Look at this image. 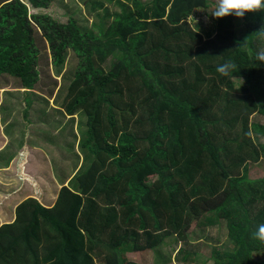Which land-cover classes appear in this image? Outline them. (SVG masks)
<instances>
[{
    "label": "trees",
    "instance_id": "1",
    "mask_svg": "<svg viewBox=\"0 0 264 264\" xmlns=\"http://www.w3.org/2000/svg\"><path fill=\"white\" fill-rule=\"evenodd\" d=\"M85 1L90 28L29 13L53 0L0 2L1 95L23 120L65 119L62 157L75 169L51 209L29 202L0 227V264H136L131 254L165 263L159 249L171 241L179 264H264L252 238L264 223V174L248 177L264 162L251 122L264 119V10L210 15L204 29L190 18L216 2ZM36 32L55 78L68 55L75 62L46 96ZM224 63L234 65L228 76L217 72ZM191 226L222 232L223 245L204 256Z\"/></svg>",
    "mask_w": 264,
    "mask_h": 264
},
{
    "label": "crops",
    "instance_id": "2",
    "mask_svg": "<svg viewBox=\"0 0 264 264\" xmlns=\"http://www.w3.org/2000/svg\"><path fill=\"white\" fill-rule=\"evenodd\" d=\"M5 0H0L4 2ZM149 2V1H147ZM146 3V2H141ZM0 90V227L17 219V211L27 210L29 202L51 209L58 192L70 178L71 165L63 160L67 139L65 119L58 123H40L15 118L10 105L13 98H3ZM6 101V102H4ZM7 105L8 108H1ZM19 121V122H15ZM12 122V123H11ZM57 122V121H56ZM33 127L37 132L29 130ZM37 127H44L38 130ZM66 135H67V129ZM57 186V187H55ZM54 190H57L54 196ZM150 257L148 260L151 261ZM150 261H147L149 264ZM155 260L151 263L154 264Z\"/></svg>",
    "mask_w": 264,
    "mask_h": 264
},
{
    "label": "rangeland",
    "instance_id": "3",
    "mask_svg": "<svg viewBox=\"0 0 264 264\" xmlns=\"http://www.w3.org/2000/svg\"><path fill=\"white\" fill-rule=\"evenodd\" d=\"M142 2H147L149 0H140ZM210 3L211 2H216V0H208ZM73 4L75 5L74 7H71L69 4V0H53V2L50 4V7L46 10H29L30 14H35L38 13L40 11L48 13L49 15H51L54 19H56L59 22H65L69 17H73L76 21H78V24L82 27V28H90L91 24L89 22V16H87V10L89 11V7L86 5V1L85 0H73ZM122 2H124L127 6H128V1L125 2V0H122ZM107 8L112 11V12H119L120 9L112 4H108ZM214 10L213 7L209 6L208 10H203V11H199L197 14H195V18L192 20V18H190V24L193 25L194 22H202V25L205 28H208L209 24H210V20L208 19L207 16H210L212 11ZM198 16V17H197ZM94 19V18H93ZM92 19V20H93ZM95 21V19H94ZM92 22V21H91ZM35 36L37 38V45L38 47L42 48L41 51V56H40V60H39V66H40V70H41V80L40 83L38 85V91L40 92H45V89H50V87L52 85H54V83L56 82V84H59V82L61 81V83H63L64 80H69L71 79L72 73L74 71L73 68H75V62L74 59L71 55H68L67 58L65 59V64L63 66V71L61 69V72L64 74V77L60 80V78H55V69L50 65L49 62V56H48V51L47 46L45 45V41L43 43V41L41 40V36L39 33H35ZM57 79V80H56ZM41 88V89H40ZM44 96H46L43 93ZM6 102V101H4ZM50 105H52V99H50L49 101ZM11 108V111L13 112L12 115L15 114V118H18L20 113L18 112L19 110V106L13 107V105L9 106ZM1 108H8L7 105H1ZM74 117H76V115H74ZM15 122H19V121H15ZM251 122L254 126L257 125L258 129L254 130L256 131L255 133H257L258 135H263V127H264V119L259 117L258 115H254L251 117ZM12 123V122H11ZM76 124V123H75ZM37 132L32 126L29 127V130ZM38 130H42L44 129V127H37ZM254 133V134H255ZM259 135V140L260 142H264V138L262 136ZM68 139V137H67ZM75 169L72 170V172H74ZM264 174V162L263 163H258V164H252L249 166V170H248V177L250 179H256V178H260L262 175ZM69 184L66 183V185L64 187H68ZM57 187V186H55ZM57 190H54V196L57 193ZM59 193V192H58ZM57 196L52 198L54 200V204L57 201ZM191 236L189 238V240H191V242L194 240V244L196 246H200L201 244H206V248H202L200 246V251L204 254V256H209V248L212 246L211 244H217V246L215 248H218L219 245H223L224 242V236L223 233L221 232L219 235L216 234L215 231H211V230H206L204 231L202 234H200V229H198L197 227H193L191 226ZM224 229V227L222 228ZM206 236V237H205ZM195 237V239H194ZM172 240V238H170ZM196 239H200L198 242L196 241ZM40 240H43V237L40 236ZM174 240V239H173ZM44 242V240L42 241ZM41 242V243H42ZM172 243V241H171ZM171 243L168 247H161L159 249V253H163L164 255H161L164 257L165 259V263H159L157 261V259L154 261V264H179V262H177L175 260L174 257V252L178 247V244H174L173 246H171ZM171 246V247H170ZM208 246V247H207ZM23 249V247H22ZM174 257V258H173ZM176 257H180V254L177 255ZM127 258L132 260L134 258V260L137 262H135L136 264H147L148 257L146 256V262L143 263V261L140 258L139 254H135L134 257H132L131 255H127ZM140 258V260H139ZM69 257H67V259H61V261L58 262H54L53 264H71L70 261H68ZM41 260V259H40ZM154 260V257L151 258V261L149 262V264H152L151 262ZM28 264H31L30 261L27 262ZM181 263V262H180ZM211 264V263H209Z\"/></svg>",
    "mask_w": 264,
    "mask_h": 264
},
{
    "label": "clouds",
    "instance_id": "4",
    "mask_svg": "<svg viewBox=\"0 0 264 264\" xmlns=\"http://www.w3.org/2000/svg\"><path fill=\"white\" fill-rule=\"evenodd\" d=\"M264 10V0H216V6L211 13V16L220 19L228 16L243 18L246 13L259 12ZM256 59L264 63V49H261ZM234 65L224 63L217 67V72L222 76H228ZM252 238L264 243V223L260 224Z\"/></svg>",
    "mask_w": 264,
    "mask_h": 264
}]
</instances>
